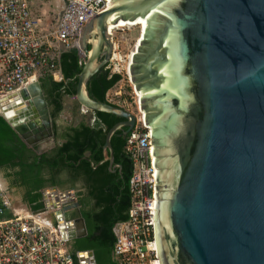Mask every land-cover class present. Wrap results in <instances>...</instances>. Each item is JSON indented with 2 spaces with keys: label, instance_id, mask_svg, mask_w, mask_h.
Listing matches in <instances>:
<instances>
[{
  "label": "water",
  "instance_id": "95a60500",
  "mask_svg": "<svg viewBox=\"0 0 264 264\" xmlns=\"http://www.w3.org/2000/svg\"><path fill=\"white\" fill-rule=\"evenodd\" d=\"M110 1L85 27L93 43L83 46L75 95L81 108L124 120L107 133L100 164L116 168L111 139L119 130L128 136L137 118L92 99L88 84L113 57L111 18L139 19L146 27L129 72L152 131L160 264H264V0ZM15 95L0 115L42 154L48 146L40 144L57 140L41 82ZM50 192L56 204L46 196L41 211L67 223L70 242L86 237L75 196ZM79 254L97 264L94 252Z\"/></svg>",
  "mask_w": 264,
  "mask_h": 264
},
{
  "label": "built area",
  "instance_id": "2783aa9c",
  "mask_svg": "<svg viewBox=\"0 0 264 264\" xmlns=\"http://www.w3.org/2000/svg\"><path fill=\"white\" fill-rule=\"evenodd\" d=\"M35 1L0 0V101L45 78L63 81L59 59L64 51L77 50L79 65L84 66L88 58L83 49L85 27L109 9V0H61L64 4L55 27L45 30L42 19L33 13ZM82 113L90 111L82 108ZM151 136L141 115L125 147L133 162L131 207L129 219L114 228L113 257L118 264H160L155 236L157 169ZM68 233L67 223L59 221L55 212L30 207L16 211L0 184V264H93L90 256L82 259L79 252H71Z\"/></svg>",
  "mask_w": 264,
  "mask_h": 264
},
{
  "label": "trees",
  "instance_id": "16d2710c",
  "mask_svg": "<svg viewBox=\"0 0 264 264\" xmlns=\"http://www.w3.org/2000/svg\"><path fill=\"white\" fill-rule=\"evenodd\" d=\"M88 49L91 50V46ZM79 60L75 49L62 52L59 65L64 80L56 82L49 77L40 81L59 142L53 149L36 154L0 115V167L15 170L8 175L11 183L24 190V200L34 211L44 207L42 190L64 189L81 183L84 192L80 193L79 199L88 234L76 241L75 251L94 252L97 264H118L113 257L114 228L129 219L133 162L125 151L128 136L124 130H119L111 139L116 168L112 170L109 162L100 164L105 159L107 133L123 119L106 112H95L93 124L84 120L77 126L57 123L64 110V97L76 95L78 77L83 69ZM122 79L121 74L103 68L89 81L90 97L115 105L109 100L108 93L116 89Z\"/></svg>",
  "mask_w": 264,
  "mask_h": 264
},
{
  "label": "rangeland",
  "instance_id": "374dc122",
  "mask_svg": "<svg viewBox=\"0 0 264 264\" xmlns=\"http://www.w3.org/2000/svg\"><path fill=\"white\" fill-rule=\"evenodd\" d=\"M63 4L58 0V4L55 0H39L37 1L35 7L36 16L40 17L43 20L42 28L46 29L45 23L47 21H55V18L61 13ZM43 9H46L48 20L42 18ZM93 32H86L84 34V46H89L93 43ZM141 35L140 27L135 28H122L118 31H115L112 35L113 41L115 43V49L113 51V57L107 66V69H110L112 73H119L122 75V81L117 85L116 89L108 93L109 100L115 105L124 108L125 110L133 113L137 118L140 115V101L136 93L135 84L132 81V76H130L129 67L132 63V55L136 52V47L138 45V40ZM115 56V57H114ZM76 98L72 97V104L76 105ZM71 105L64 104V107ZM79 115L76 116L75 121L80 122L84 120L86 123L90 124L88 118L92 113L90 112L85 117L82 113V108L79 107ZM65 109V108H64ZM142 111V110H141ZM84 117V118H83ZM1 174V171H0ZM6 184V189L3 188L7 194L10 196V199L13 203H20L27 211L29 207L24 200V190L20 187L13 185L11 182H8V179H3ZM2 185V182H0ZM81 183H77L78 188L81 187ZM3 186V185H2ZM51 190V189H48ZM61 192V191H59ZM25 211V210H24Z\"/></svg>",
  "mask_w": 264,
  "mask_h": 264
},
{
  "label": "crops",
  "instance_id": "0c3cea01",
  "mask_svg": "<svg viewBox=\"0 0 264 264\" xmlns=\"http://www.w3.org/2000/svg\"><path fill=\"white\" fill-rule=\"evenodd\" d=\"M37 1H39V0H36L35 2H34V5H33V7H32V9H33V13H34V15H35V17L36 18H40V17H38V16H36V13H35V7H36V4H37ZM61 3L63 2V1H61V0H59ZM55 2L58 4V0H55ZM62 4H64V2L62 3ZM43 13H45L46 14V16H47V11H46V9H43ZM42 13V14H43ZM46 16L43 14L42 15V18H44V20H48L47 18H46ZM59 16V15H58ZM58 16L55 18V21L54 22H52V21H47L46 23H45V26H46V29L45 30H52L54 27H55V24H56V21H57V19H58ZM43 21V20H42ZM77 101V100H76ZM66 103H67V105H71V107L70 106H68V107H64L65 109L62 111V113L60 114V116H59V118H58V120H57V123L59 124V125H74V126H77L80 122H73V119L74 120H76L75 118H76V116H78L79 115V110H80V105L78 104V102H76V105H74V104H72V97L71 96H65L64 97V104L66 105ZM50 108V107H49ZM50 111H51V109H50ZM84 117L86 116V115H83ZM75 117V118H74ZM83 117V118H84ZM88 118H89V120H92L93 118H95V114L94 113H92L91 115H89L88 116ZM91 124V123H90ZM51 142V141H50ZM59 141H57V143H58ZM57 143H55V144H53V142H51V143H48V144H40L41 145V147H46V146H48V148L47 149H45V151L43 152V153H45V152H47V151H49V150H51V149H53L55 146H56V144ZM52 145V148H50L49 146H51ZM48 200H49V198H47ZM55 201V200H54Z\"/></svg>",
  "mask_w": 264,
  "mask_h": 264
},
{
  "label": "bare ground",
  "instance_id": "6f19581e",
  "mask_svg": "<svg viewBox=\"0 0 264 264\" xmlns=\"http://www.w3.org/2000/svg\"><path fill=\"white\" fill-rule=\"evenodd\" d=\"M112 7H114V4H112V2L109 0V9H111ZM116 19H117V17L116 16H113L112 18H111V20H110V23H109V29H108V31H109V35H113L114 34V32L115 31H118V30H120V29H122V28H135V27H140V30H141V35H140V37H139V42L141 41V40H143V36H144V29H145V27H146V23L145 22H143V21H140L139 19H135V20H130L129 22H125V21H120L119 22V24L118 25H115V24H113V22L114 21H116ZM139 44V43H138ZM140 45V44H139ZM139 45H137V46H139ZM115 57V56H114ZM130 74V73H129ZM130 76H131V74H130ZM136 87V86H135ZM136 93H137V96H138V98H139V95H138V92L136 91ZM17 96H18V93L16 94ZM15 95V96H16ZM14 98V97H13ZM15 100V99H14ZM13 100V101H14ZM140 101V100H139ZM11 101H5V100H3L1 103H0V109L1 110H3V108H6V106H8L9 104H11L10 103ZM16 102V101H15ZM140 104V103H139ZM23 106H25V105H23V104H21V105H18V106H15L14 108H13V110L15 111V110H17V109H19V108H23ZM140 106H141V104H140ZM7 110V109H6ZM140 115H143V117H144V113L141 111V113H140ZM145 118V117H144ZM0 182H2V187L3 188H5L6 189V184H5V182H4V180H3V178H2V176H1V174H0ZM47 195H50L48 198H49V202H54V200H55V194L54 193H52V192H50V193H48ZM12 201V200H11ZM12 203H13V201H12ZM13 206L15 207V210L16 211H18V212H24V210H25V208L20 204V203H13Z\"/></svg>",
  "mask_w": 264,
  "mask_h": 264
},
{
  "label": "flooded vegetation",
  "instance_id": "af4514ba",
  "mask_svg": "<svg viewBox=\"0 0 264 264\" xmlns=\"http://www.w3.org/2000/svg\"><path fill=\"white\" fill-rule=\"evenodd\" d=\"M103 60V59H102ZM51 112V111H50ZM139 112L141 113V106H140V110H139ZM137 118V117H136ZM0 171H1V176H2V178L3 179H8V182H12L11 181V179L9 178V174H11V173H13L15 170L14 169H12L11 167H8V168H1L0 167ZM52 188H57V187H51V188H47V189H44V190H42L41 191V194H42V203L44 204V207L46 206V196L47 197H49L50 195H46V191L48 190V189H52ZM57 191H61V192H66V193H72L74 196H75V198H76V200H77V202L79 203V208H80V211H81V204H80V193H83L84 192V188H83V185H81V187L80 188H78V186L77 185H75V186H73V187H66V188H64V189H60V188H57ZM25 193V192H24ZM52 203H54V204H56V202L54 201V202H52ZM29 206V205H28ZM30 207V206H29ZM43 207V208H44ZM31 208V207H30ZM42 208V209H43ZM42 209H40L39 211H41ZM53 212H55V211H53ZM77 219V218H76ZM77 230H80L79 229V227L77 228ZM75 245H76V241H74V242H70L69 243V249L71 250V252L72 253H74V252H76L77 253V251H75Z\"/></svg>",
  "mask_w": 264,
  "mask_h": 264
}]
</instances>
